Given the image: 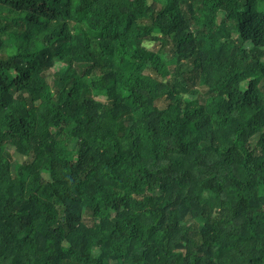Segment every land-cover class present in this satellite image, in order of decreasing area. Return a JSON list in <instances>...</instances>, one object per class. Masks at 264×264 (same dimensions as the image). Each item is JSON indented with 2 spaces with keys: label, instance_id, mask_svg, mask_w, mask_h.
Segmentation results:
<instances>
[{
  "label": "trees",
  "instance_id": "16d2710c",
  "mask_svg": "<svg viewBox=\"0 0 264 264\" xmlns=\"http://www.w3.org/2000/svg\"><path fill=\"white\" fill-rule=\"evenodd\" d=\"M0 264H264V0H0Z\"/></svg>",
  "mask_w": 264,
  "mask_h": 264
},
{
  "label": "rangeland",
  "instance_id": "374dc122",
  "mask_svg": "<svg viewBox=\"0 0 264 264\" xmlns=\"http://www.w3.org/2000/svg\"><path fill=\"white\" fill-rule=\"evenodd\" d=\"M153 48L156 49V50L160 49L159 47L158 48L157 47L156 48L153 47ZM14 158H16V159H18L20 161L23 160V158L20 155H18L17 153L14 154Z\"/></svg>",
  "mask_w": 264,
  "mask_h": 264
}]
</instances>
